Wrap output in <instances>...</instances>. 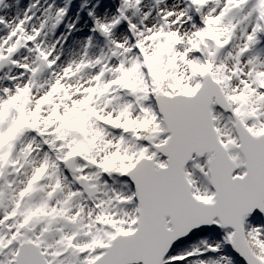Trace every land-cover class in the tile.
Here are the masks:
<instances>
[{
  "label": "snow or ice",
  "instance_id": "6c2138e0",
  "mask_svg": "<svg viewBox=\"0 0 264 264\" xmlns=\"http://www.w3.org/2000/svg\"><path fill=\"white\" fill-rule=\"evenodd\" d=\"M0 264H264V0H0Z\"/></svg>",
  "mask_w": 264,
  "mask_h": 264
},
{
  "label": "rangeland",
  "instance_id": "374dc122",
  "mask_svg": "<svg viewBox=\"0 0 264 264\" xmlns=\"http://www.w3.org/2000/svg\"><path fill=\"white\" fill-rule=\"evenodd\" d=\"M24 2L26 3V2H27V0H24Z\"/></svg>",
  "mask_w": 264,
  "mask_h": 264
}]
</instances>
